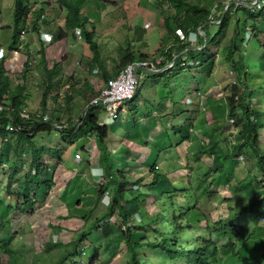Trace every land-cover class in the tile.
I'll list each match as a JSON object with an SVG mask.
<instances>
[{"label": "trees", "instance_id": "1", "mask_svg": "<svg viewBox=\"0 0 264 264\" xmlns=\"http://www.w3.org/2000/svg\"><path fill=\"white\" fill-rule=\"evenodd\" d=\"M75 1L77 0H57L59 6L67 12L64 19V28L66 31H74L75 29L82 31L84 42L88 45L92 54V63L101 71L103 84L115 77V74L124 70L126 66L145 60V55L142 54L137 57L132 53L131 47L126 46L124 56L118 60L115 74L113 76L109 75L105 71L98 46L94 41L95 35L93 31H88L84 28L86 22L83 21L84 18L80 12V6ZM153 2L158 8L161 7L163 2L168 4L167 11L163 12L161 10L166 15L163 20V25L167 33L170 34L169 36L172 35L175 37L174 42L172 44L170 43L171 46L163 53L165 56L164 59L159 60V64L155 68L156 70L159 67L162 69L168 64H172V66L168 72L159 73L158 75L170 72L177 75L181 70L185 69L184 67L187 68L189 60L193 61L194 67L202 69L208 61L203 59L207 44L210 43L212 47L214 45L217 47L220 46L219 41L224 40L227 36V31L231 29V37L227 41V46L222 47L223 54L221 56L234 78V83L232 84L233 92L226 99V104L228 107V115L236 118L233 123L238 129L240 140L233 143L228 152L218 157L219 166L214 170L210 182L206 181L211 174L210 170L205 169L200 164L196 167L201 173L192 175L194 185L184 189L177 182L170 183L168 181L170 178L168 174L170 173L163 171L157 172L160 170V154L172 147L176 148V146H171L173 142L169 140V144L165 145L164 148L160 147L153 154L156 161L151 167H148L146 172V176L150 175L152 177L151 180L146 181L145 179L147 183H144V186H142V180L140 178L133 183L130 177L132 174L130 169L124 170L121 162L116 167L114 166L111 138L115 136L110 129L111 126L99 124L98 114L101 112L99 108L88 107L84 110L78 123H73L62 130L55 129L54 124H60L61 122L58 118H53L55 113L51 112L49 118L43 120V116L47 112L46 101L50 92L56 89L59 91L57 87L58 83H56L57 80L52 79L56 75L54 68L47 71L46 77L42 79L41 86H36L35 91H41L40 105L37 110L35 106H30L31 99L27 91L28 74L33 69L27 65L29 61H33L30 59L29 54L31 53L28 48H25V51L21 53L27 56L26 61L21 68L17 66L13 70L7 64L12 59L11 54L8 53V57L4 55L0 59V148H4L3 151L0 149V159L3 155L4 157L9 156V154L7 155L4 152L8 148L12 155V162L0 161V175H5L9 181H15L17 191L12 196L14 198L12 202H4L3 199L0 200V255L7 254L8 258L14 264L16 263L13 260L14 256L11 250V243L14 240L13 236L18 233L17 230L19 228H16L17 222L11 218V215L18 211L24 216L27 215L30 217L35 211L43 209L46 201L58 202V198L64 195L66 186L71 182L76 184L77 180L72 179L77 178L73 176L70 179L72 181L69 180L68 182V180H65L68 183L64 184L61 188L56 186V179L54 178L55 171L60 174V170L64 168L62 164L65 162L64 158L61 157L62 149H58L57 146L54 147L51 144V141L54 140L53 137L57 138L58 134L60 135V141L64 142L62 145L67 143L70 145L80 137H87V139H93L95 141L100 151L98 162L104 175V183L100 184L99 181L101 180H96L99 186L97 202L105 194L109 196L110 202L105 211L94 220H89V214L82 217L85 225L89 223L88 226L82 229L75 240H71L68 245H64L62 254L53 264H63L73 256L82 261L85 255L84 245L87 242L86 235L94 228L102 229V246L104 250H109L108 246L110 244L114 245L113 251H116L121 243L126 245L128 249V260L126 264H179V260H183L184 264H219L217 263L219 258L216 257L219 253V248H229L231 259L243 260L249 264H264V251L261 254L255 251L252 253L253 256L250 254L252 247L250 249L248 247V242L257 233L255 230L259 228L257 226L259 221L264 219V183L261 184V191L259 192L261 196L257 194L255 196L256 200L245 202L236 209H232L231 206L227 205L226 208L231 214H228L226 218H217L213 221H209L204 216L202 219L197 220L187 219V216L191 212L188 206H194L196 198L201 199L209 196L213 191L212 189L220 181H224V184L228 186L229 180L227 178L230 175L228 176L227 172L224 171V166L227 163L232 164L233 161L241 159L250 168L254 169L255 173H259L264 177V109L261 108L264 105V82L263 84H252L251 70L253 69H251L252 54L250 50V44L254 41L257 50V64L260 58L264 59V45L260 43L258 38L259 32L257 30V25L264 21V5L259 10L243 5L236 7L230 6L225 12L221 9L218 16L212 17V11L208 4H192L188 0H153ZM32 11L30 0L14 1L12 12V41L9 44L8 52L19 51L22 43L19 39L20 32L28 23L30 24V31L37 30L38 21L40 20L42 12L40 9L35 13L33 12L35 18L30 21ZM214 21L218 23L216 24L218 26L217 35L209 33L210 26ZM247 29L252 35L249 39L245 38ZM178 30L186 38L184 41L180 40L176 35V31ZM199 30H201L202 34H200ZM61 31L63 30L58 31V33H61ZM190 34L196 35L197 44L202 47L200 50H195L194 46L189 44L188 37ZM57 37L58 34L55 35V39ZM244 44L249 48L245 57L242 53V46ZM174 50L176 51V56H173L172 51ZM43 51L41 48L39 53L44 54ZM260 51L262 54H260ZM194 53L201 54V57H203L200 63L196 62L197 59L194 58ZM179 54L182 55L179 56ZM187 55H190L191 59H188L186 57ZM212 55L213 53L209 58L212 59ZM95 71L97 72V70ZM137 73H140V70ZM152 73L153 75L151 76L155 77L157 75L155 71ZM197 83L199 84L200 82L197 81ZM139 87H137V91L132 100L139 99ZM58 94L60 95V92L56 95ZM59 99L64 100L63 97ZM255 101H257V106H254ZM172 106L174 114H169V110L165 106L163 112H166V114L163 115V118L167 120L168 115H172L173 117L179 115V117H182L180 122L183 123V126L189 124L190 110H187L188 108L185 103H175L172 101ZM237 112L240 113L239 116H237ZM22 113L27 115L26 119L20 117ZM147 117H149L148 114ZM171 120L165 122V124H170L173 121ZM133 124H136L135 126L138 127V122H133ZM133 126L131 124L129 125V131H131L130 129ZM175 127H172L173 135L179 136L176 129L181 127L177 125ZM206 136L208 138L205 137V139L208 140L216 139L210 133H207ZM176 140L174 142L175 145L180 146L181 143L188 141V137L181 136V138H176ZM129 141L131 142V139ZM200 146H202L199 149L200 156H208L207 143L203 142ZM77 152L82 153L85 157V165H88L90 162V158H88L90 156L89 149L80 146L74 151V155ZM125 153L130 154L131 149L127 148ZM149 156L150 153L148 152L146 157ZM47 159L50 162L56 161L58 164L53 166L60 170L51 168L52 166L46 161ZM174 172L175 169L172 173ZM160 174L165 177L167 186L172 190L163 188L162 184L160 185ZM0 186H3V189L5 188L4 184H0ZM113 188L114 191L112 190ZM126 191L128 194H126ZM9 195L7 197L10 198ZM183 196L185 200L182 201ZM131 197L138 204L145 202L146 208L148 202L151 200L154 201L155 205V211L151 216L148 215V211L146 212L145 222H142L139 215H137L139 221L134 231L131 230L132 225L135 224L130 222V215L127 213L123 214L119 210L121 204L131 202ZM189 199H192L193 202L189 201ZM232 199V197H228L224 198V201L229 203ZM76 201L80 200L77 199ZM45 210V212H48L47 209ZM163 212H166L165 216H160ZM243 215L245 216L244 218L242 217ZM58 217L60 215H56L54 219L57 220ZM111 218L115 219L114 223H110L109 220ZM168 219L170 220V228L168 230H171V233L162 229L163 221ZM103 221H105L104 224H102ZM46 227L51 229L55 228L52 224H47ZM197 227L199 229L201 228L203 233L206 231L209 236H212V240L213 237L223 236L228 237L229 242L222 245L221 242L210 241V239L201 240L200 238L197 243H192L190 240V243L184 242L183 245L178 246L179 240L177 236L180 235L185 239L186 234L189 235L191 233L190 231L193 232ZM143 230L149 231L152 234V239L142 238V235L144 237L146 236ZM170 234L173 236L172 239H170ZM201 235H197L196 238ZM237 242H241L239 248ZM58 245L61 244L59 242L53 243L49 241L42 246L44 251H50ZM90 247L93 248V260L97 261L99 246L96 248L90 245ZM140 250L143 253L141 262H139L138 255ZM150 253L153 256H150ZM188 260L189 263H187ZM21 264L27 263L24 261Z\"/></svg>", "mask_w": 264, "mask_h": 264}, {"label": "rangeland", "instance_id": "2", "mask_svg": "<svg viewBox=\"0 0 264 264\" xmlns=\"http://www.w3.org/2000/svg\"><path fill=\"white\" fill-rule=\"evenodd\" d=\"M14 1L15 0H0V24H5L1 27L0 39H3L4 36L8 38L7 42L3 45L6 50L12 41V29L7 28L6 25L12 27ZM188 1L192 4H208L212 11V17L218 16L220 10H224L226 5L228 7L237 6L236 4H232V2H234L233 0ZM248 1L251 2V0ZM49 2L53 3L55 7H49L47 13H45V17H54L58 20L62 19L64 14H67L66 11L61 12V8H59L58 3L54 0H50ZM75 2L77 3V1ZM30 4L33 8L35 6V1L33 0L31 2L30 0ZM214 5H217L218 8L213 9ZM245 6L250 7L251 4ZM81 8L83 16L85 17L83 21L88 23L87 29L93 31L100 58L103 59L102 62H104V67L109 72H115L118 64L117 60L122 55L124 56V49L126 46L131 47L132 53L137 57L143 54L146 56L145 60L153 62L155 60L159 61L164 59L165 56L163 53L168 50L175 40L174 36H169L170 34L167 33L163 25V20L166 15L162 13L161 10H163V12L168 10V4L166 2L161 4L160 9L155 6L153 0H85ZM34 18L35 15H33L32 11L31 19L33 20ZM215 21L211 24L209 33L217 35L218 26H216V24L218 23ZM257 26L259 32L258 38L261 45H264V21L260 22ZM63 29L65 30L64 26ZM68 32L70 31L68 30L67 33ZM245 35L246 39L252 36L248 29ZM230 37L231 29L227 31L226 38L219 41L220 46L217 47L214 45V47H212L211 44L208 43L204 58L201 57V54H193L194 58L197 59L196 62L200 63L202 60L201 58L208 60L202 69L194 67L193 61L189 60L187 68L184 67L185 69L181 70L177 75L172 72L158 75L159 73L168 72L172 64H168L162 69L159 67L155 77L151 76L153 75L152 72H144V78L139 82V99L124 102L123 109L125 112L122 113L121 117L115 120L110 127L115 136L113 138L110 137L111 151L113 153L112 158L114 166L116 167L117 164L121 162L124 170L130 169L132 173L130 177L133 183L140 178L142 180L141 184L144 186V183H147L145 179L146 181L151 180L152 177L150 175L146 176V172L148 167H151L156 161L153 154L157 149H160V147L164 148L165 145L169 144V140L173 142L171 146H176V148L172 147L160 154V170L157 172L163 171L170 173L168 174L170 177L168 181L170 183L177 182L182 185L181 188L184 189L194 185V178L192 175L201 173L196 167L200 164L203 165L205 169L210 170L211 174L206 179L207 182H210L214 170L219 166L218 157L228 152L230 146L240 140L238 129L233 123L236 118L228 115V107L226 104V99L230 97L233 92L232 84L234 83V78L221 56V54H223L222 47L227 46V41ZM77 41L79 42V40ZM68 42L72 44L70 38H68ZM82 42H84V39H82ZM188 42L191 46H194L195 50H200L202 48L201 45L197 44L196 36H189ZM64 43L65 42L61 43V48L70 45L66 43L64 46ZM250 45L252 54L251 69H253L251 70L252 84H263L264 59L260 58L257 64V50L254 41H252ZM4 49L2 48L1 50L5 52ZM248 49L249 48H247L245 44L242 46L244 57ZM20 50L24 52L25 47L22 46ZM172 52L173 56H176V51L174 50ZM43 53H46V49H44ZM212 53L211 59L209 57ZM68 54L71 53L68 52ZM260 54H262L261 51ZM181 55L182 54H179V56ZM186 57L191 59L190 55ZM54 61L57 64L60 63L59 54ZM73 66L76 68V65ZM79 66L81 67V65ZM21 67L22 66H20V68ZM64 68H67V66L58 68V72L61 71L65 78L58 77L56 83H58L57 87L59 91L56 89L50 92L46 101V111L49 115H51V112L55 113L53 116L54 119L58 118V120L70 126L73 123H78L84 112L82 109H84V106L86 107L87 102L103 86V81L99 74L96 75L93 72L89 73L87 69L88 66L84 65V67H81L84 71V75L81 76L79 81L77 80L73 83L74 80L72 79V81L69 78L70 75L66 73L67 70H64ZM12 69H14V67ZM37 75L38 74L35 76ZM35 78L39 83L38 76ZM35 78L28 79L27 91L30 94L31 103H35L38 110L41 91H35L36 86H39ZM197 81L200 83L198 84ZM77 85H81L83 88L79 87L77 90L74 88ZM87 88H89L91 92L87 90ZM59 92H62V94L56 95ZM90 93L91 96L89 97L88 95ZM62 97L64 100L59 99ZM75 100H80L79 104L83 102L84 105H79ZM172 101L175 103H185L188 108L187 110H190L189 124L183 126V123L180 122L182 117H179V115L174 117L168 115L167 120L163 118V115L166 114V112H163L165 106L167 110H169V114H174L172 111ZM139 102H141V104H139ZM256 104L257 101L254 102V106ZM261 108L264 109V105H262ZM147 114L149 117H147ZM239 115L240 113L237 112V116ZM98 117L99 120L103 122L105 115L99 112ZM169 119L173 121L171 120L172 122L166 125L165 122H169ZM133 122H138V127H136V124H133ZM130 124L131 126L134 125L130 129L131 131H129ZM175 124L181 127L176 129L179 136L173 135L172 127L176 128ZM207 133H210L211 136L216 137V139H205V137L208 138L206 136ZM181 136H187L188 141L181 143L180 146L175 145L174 142L177 141L176 138L179 139ZM55 138L56 137H53L54 140L51 141V144L54 147L57 146L58 149H62L61 157L65 160L64 164H62V167H64L62 170L53 166L58 164L56 161L50 162L48 159L46 160L50 166H52L51 168H56V170H60L61 172L58 174V172L55 171L54 178L56 179V186L61 188L75 176L77 179L72 180H77L78 184L81 181L79 185L83 189H78L74 192L73 188L77 185L71 182L66 186L64 195L58 198V202L46 201L44 208L35 211L30 217L27 215L24 216L18 211L11 215V218L15 219L17 222L16 228H19L17 230L18 233L13 236L14 240L11 243V250L14 256L13 260L16 264H21L24 261L27 264H53L62 254L64 245H68L70 241L74 239L75 234L85 226L82 216L87 215L88 212L89 220H94L105 211L108 202H110L108 196H103V198L97 202L99 186L96 183L97 181L95 182L94 180L95 171L93 169L99 165L98 159L100 158V151L95 141L93 139H87V137H80L70 145L68 143L62 145L64 142L60 141V135L58 134L57 138ZM129 139H131V142ZM203 142L207 143L209 155L201 157L199 149L202 147L200 145ZM78 146H84L89 149L90 156H88V158H90V162L88 166L85 165V157L82 153L81 155L79 154L80 158L76 157L78 154L74 155V151L78 149ZM127 148L131 149L130 154L125 153ZM0 149L3 151L4 148L1 147ZM4 152L7 155L9 154V156L4 157L3 155L0 161L12 162L10 150L6 148ZM148 152L150 156L146 157ZM224 167V171L227 172L228 176L230 175V177L227 178L229 180L228 186L224 184V181H220L219 184L212 189L213 191L209 196L201 199L196 198L194 206H188L191 212L190 215L187 216V219L197 220L202 219L204 216V218H207L209 221H213L217 218H226L228 214H231L226 208L227 205L231 206L232 209H236L245 202L256 200L255 196L257 194L261 196L259 192L261 191V184L264 183V177L259 173H255V170L250 168L245 161L238 159L237 161H233L232 164L227 163ZM174 169L175 172L172 173ZM82 170L88 174V179H85V184L82 176L87 175L85 173L81 174L80 172ZM100 178L99 180L101 181H99V183H104L103 178L101 176ZM159 178L160 185L162 184L163 188L172 190L167 186L166 179L162 174H160ZM65 180H68V182L66 183ZM0 184L5 185L4 189L3 186H0V200L3 199L4 202H12L14 200L12 196L14 192L17 191L15 181H9L5 175H0ZM112 190L114 191V188ZM126 194H128L127 191ZM7 195H9L10 198L7 197ZM228 197H232L233 199L229 203H226L224 198ZM77 199L80 201H76ZM183 200H185L184 196L182 197V201ZM189 201L193 202L192 199H189ZM45 209H47L48 212H45ZM119 210L123 214L127 213L130 215V222L135 224L132 225L131 228V230L134 231L139 221L137 215H139L142 222H145L146 212L148 211V215L151 216L155 211V205L154 201L151 200L148 202L146 208L145 202L138 204L131 197V202L121 204ZM165 214L166 212H163L160 216H165ZM56 215H60L57 220L54 219ZM242 217L244 218L245 216L243 215ZM110 221L114 222L115 219L111 218ZM47 224H52L57 229L47 228ZM257 226H259V228L255 230L257 233L253 235V239L248 242L249 249L252 247V252L250 250V254L255 251L261 254V252L264 251V219H261ZM169 228L170 220H164L162 229L171 233L172 231L168 230ZM101 231L100 229L94 228L86 235L87 242L84 245L85 255L82 261L73 256L67 259L63 264H87L88 260L93 255V248L90 247V245L98 248L100 244L99 238L102 237ZM143 231H145L146 236L144 237V235H142V238L152 239V234L149 231ZM190 232L192 234H186L185 239L180 235L177 236L179 240L178 246L183 245L184 242L190 243L192 241V243H197L200 238L201 240H212V236H209L206 231L203 233L201 228L199 229L197 227L193 232ZM196 234H200L201 236L196 238ZM172 238L173 236L170 234V239ZM213 240L214 242H221L222 245L229 242V238L223 236L217 238L213 237ZM49 241L59 242L61 245L56 246L50 251H44L42 245ZM240 243L241 242H237L238 248L240 247ZM108 249L109 250H101L102 255L98 257L99 263L97 264L127 263L128 249L124 243H121L116 251H113L114 245L112 244L108 246ZM140 254L138 253V255ZM150 256H153V254L150 253ZM0 257V264H14L13 261L8 258L7 254H2ZM216 257L219 258L221 263L249 264L243 260L238 261L236 259H231L229 248H219V253ZM187 263H189V260ZM179 264H184V261L179 260Z\"/></svg>", "mask_w": 264, "mask_h": 264}, {"label": "crops", "instance_id": "3", "mask_svg": "<svg viewBox=\"0 0 264 264\" xmlns=\"http://www.w3.org/2000/svg\"><path fill=\"white\" fill-rule=\"evenodd\" d=\"M32 1L33 0H31V2ZM34 1H35V6L32 8L33 12H37L40 9V11L42 12L40 17H42V19L40 18V20L38 21L37 30L36 31H29V33L26 34L23 42L21 43V47L24 46L25 48H28L29 52L31 53V54H29L30 59L33 60V62H34V67L30 71V73L28 74V79L35 78L38 76L39 83L37 82L36 78H35V80L38 83V85L41 86L42 79L46 76L48 70L54 68V70L56 71V75L52 79L58 80V77L59 78L60 77L65 78L61 71L58 72V68L61 66H62V68L67 66V68H64V70H67L66 73L67 74L69 73V75H70L69 78L71 80L73 79L74 81L73 80L72 81H73V83H75L77 80L79 81V79L81 78L82 75H84V71L81 68V67H84V65L88 66L87 69H88L89 73L90 72L94 73V70H97V73H95V74L96 75L99 74L101 77V75H102L101 71L98 70V67L94 66V64L92 63V54L88 48V45L85 42H82V40H79V42L77 41L78 39L76 36V32H74L77 29H75L74 31H70L68 33L66 30L63 29L64 19L66 17V14H64V15L62 14L63 18L58 19V20L55 19L54 17H45V15H46L45 13H47L48 8L49 7L53 8V7H55V5L51 2H49L50 0H34ZM54 1L57 3V0H54ZM84 1L85 0H77L78 4L80 6L81 14H83L81 6H82ZM58 6H59V4H58ZM59 8H61V12L66 11L64 8H62L60 6H59ZM83 18H85V17L83 16ZM31 20L32 19H30V21ZM3 25H5V24H0V28L3 27ZM87 26H88V23H86L85 27H84L86 30H87ZM6 27L12 29L11 26L6 25ZM60 30H63V31H61V33L60 32L58 33V31H60ZM1 31H2V28H1L0 32ZM41 34L42 35L43 34L50 35L52 37V40L48 43L46 40L47 38L42 37ZM56 34H58L57 39H55ZM68 38H70L72 40V44H71V42H68ZM7 40H8V38L6 36H4L3 39H0V49H2V48L4 49L3 45L5 44V42H7ZM62 42H65L64 46L66 43H69L70 45L69 46L66 45L64 48H61ZM21 47H20V49H21ZM41 48L43 50L46 49L45 54L39 53ZM20 49H19V51H12V52H8V49L7 50L4 49L5 56L8 57L9 54H11V56H12L11 57L12 59L7 64L10 63V65H14L15 68L17 66L19 67V66H22L24 64V62L27 59V56L25 54H22ZM68 52H70L71 54H68ZM58 54L60 55V63L59 64H57L54 61L57 58ZM121 57H123V55ZM121 57H119L118 60ZM102 60L103 59H101V61ZM103 64H104V62H103ZM73 65H76V68ZM79 65H81V67ZM71 66H72V68H71ZM68 69H70V70H68ZM78 69H80V70H78ZM105 71L111 76H113L115 74V72L112 71V69H111L112 72H109L106 69H105ZM155 72H157V70H155ZM36 74H38V75L35 76ZM102 81H103V79H102ZM79 87H82V86L77 85L74 88L78 90ZM87 90H89V88H87ZM88 96L90 97L91 93ZM70 99H71V97H70ZM75 101L78 102V104H79L80 100H75ZM139 104H141V102H139ZM79 105H84V103L80 102ZM30 106L36 107L37 105L35 103H31ZM85 108L86 107L84 106V109H82V110L84 111ZM78 147H80V146H78ZM80 173L81 174L85 173L87 175V176H82L83 177L82 179H84L83 181L85 184V179H88L87 178L88 174H87V172H84L83 170ZM97 179H98L97 177H94L95 182ZM80 183H81V181H80ZM79 184H78V181H76L77 186H75L74 192H76L78 189H81V190L83 189Z\"/></svg>", "mask_w": 264, "mask_h": 264}, {"label": "built area", "instance_id": "4", "mask_svg": "<svg viewBox=\"0 0 264 264\" xmlns=\"http://www.w3.org/2000/svg\"><path fill=\"white\" fill-rule=\"evenodd\" d=\"M233 1L234 2H232V4H236L237 6H245L251 4L250 8H253L255 10H259L264 5V0H251V2H249L248 0ZM213 8L216 9L217 5H214ZM228 8L229 7L226 5L223 12H225ZM29 31L30 25L28 23L26 27L20 32L19 39L21 42H23L24 37L29 33ZM76 34L78 40L82 39L81 31H77ZM176 34L178 35L180 40L184 41L186 39L181 31H176ZM43 37L47 38V42H49L51 39L50 35H44ZM3 57L4 52L0 49V59H2ZM158 64V60H156L155 62L142 60L126 66L124 70L117 73L115 77L109 79L106 83L103 84L98 92H96V94L89 100L87 106L99 108L100 111L105 115L104 123L108 124L114 122L119 118V113L123 111L124 102L131 100L135 96L138 84L140 80L144 78V72H154L156 70L155 67ZM27 65L30 68H33L34 63L33 61H29ZM8 67L10 69L14 67L15 69V66L10 65V63L8 64ZM138 70H140V73H137ZM20 117L22 119H26L27 115L25 113H22ZM48 118V114L45 113L43 116V120H47ZM54 127L57 130H62L67 128V125L65 123H60L54 124Z\"/></svg>", "mask_w": 264, "mask_h": 264}, {"label": "clouds", "instance_id": "5", "mask_svg": "<svg viewBox=\"0 0 264 264\" xmlns=\"http://www.w3.org/2000/svg\"><path fill=\"white\" fill-rule=\"evenodd\" d=\"M40 18H41V17H40ZM87 30H88V29H87ZM77 31H80V30L77 29V30L74 31V32H77ZM88 31H90V30H88ZM199 31H200V34H201V33H202L201 30H199ZM81 33H82V31H81ZM44 35H48V34H43V35L41 34L42 37H43ZM176 35H177V34H176ZM192 35H193V36H196L195 34H190L189 36H192ZM177 36H178V35H177ZM178 38H179V37H178ZM188 38H189V37H188ZM77 39H78V38H77ZM82 39H83V34H82ZM82 39H80V40H82ZM51 40H52V37H51L50 41H51ZM50 41H49V42H50ZM49 42H48V43H49ZM4 55H5V52H4ZM33 63H34V62H33ZM94 73H97V72H95V70H94ZM138 86H139V84H138ZM136 91H137V90H136ZM61 94H62V92H60V95H61ZM131 100H132V99H131ZM129 101H130V100H129ZM88 102H89V101H88ZM87 104H88V103H87ZM86 108H88L87 105H86ZM86 108H85V109H86ZM124 112H125V110L123 109V111L119 113V118L121 117V114L124 113ZM46 113L48 114V112H46ZM101 113H103V112H101ZM103 114H104V113H103ZM48 116H49V114H48ZM119 118H118V119H119ZM104 119H105V117H104ZM118 119H117V120H118ZM98 122H99L100 125H106V126H111V125L113 124V122H112V123H108V124H106V123H104V120H103V122H101L100 120H99ZM60 123H63V122H60ZM67 127H68V125H67ZM77 154H78V155H77L76 157H77V158H80L79 154L81 155V153L78 152ZM87 166H88V165H87ZM93 170L95 171V177H97L98 179H101L100 176H101L102 178L104 177V175H103V173H102V168L100 167V165H98V166H97L95 169H93ZM103 179H104V178H103ZM105 196H108V195L105 194ZM108 197H109V196H108ZM108 204H109V202H108ZM108 204H107V205H108ZM87 214H88V213H87ZM82 217H84V216H82ZM105 221H106V220H105ZM105 221H103L102 224H104ZM109 221H110V220H109ZM114 222H115V221H114ZM114 222H111V221H110V223H114ZM88 224H89V223H86L85 226H88ZM100 224H101V223H100ZM85 226H84V227H85ZM84 227H83V228H84ZM83 228H81V229L79 230V232H77V233L75 234L73 240H75V239L77 238L76 236L80 234V232L82 231ZM100 231H101V230H100ZM101 236H102V233H101ZM99 241H100V244L98 245L99 248H98V251H97L98 257L102 255V254H101V250L103 249V246H102V243H103V241H102V237L99 238ZM53 243H56V242H53ZM178 244H179V242H178ZM103 250H104V249H103ZM140 253H141V250L139 251V254H140ZM141 258H142V254L139 255V262H141ZM93 262H94V263H93ZM92 263H93V264H97V263H99V260H98V259H97V261H94V260H93V255L90 257V259L88 260L87 264H92ZM217 263H219V264H226V263H221L220 260H218Z\"/></svg>", "mask_w": 264, "mask_h": 264}]
</instances>
